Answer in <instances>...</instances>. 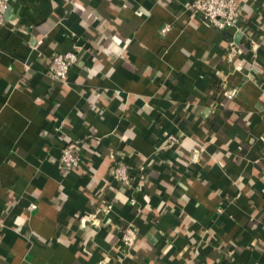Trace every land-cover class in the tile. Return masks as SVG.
Instances as JSON below:
<instances>
[{
	"label": "crops",
	"instance_id": "0c3cea01",
	"mask_svg": "<svg viewBox=\"0 0 264 264\" xmlns=\"http://www.w3.org/2000/svg\"><path fill=\"white\" fill-rule=\"evenodd\" d=\"M193 1L9 0L0 264H264V0H239L227 31ZM72 51L55 81L52 56ZM70 141L83 163L63 176Z\"/></svg>",
	"mask_w": 264,
	"mask_h": 264
},
{
	"label": "built area",
	"instance_id": "2783aa9c",
	"mask_svg": "<svg viewBox=\"0 0 264 264\" xmlns=\"http://www.w3.org/2000/svg\"><path fill=\"white\" fill-rule=\"evenodd\" d=\"M197 15L214 28L220 31L238 29L239 20L242 13V4L239 0H194L190 6ZM9 9V0H0V28L6 25V14ZM170 30L169 26L161 29L162 34ZM236 45L230 43V55L235 52ZM78 52L54 54L49 65L51 77L58 82H67L68 74L72 66L78 63ZM238 94L236 89H225L224 96L229 99H235ZM172 144L177 142L176 138H171ZM82 142L70 141L64 146L58 158V168L63 176H67L74 169L82 166ZM112 178L121 185L122 188H129L131 185L130 168L123 162H116L111 171ZM131 205H136V201L131 198ZM35 204L30 205L32 211ZM86 218L82 223H86ZM137 239V231L134 227L129 226L121 235V242L126 248H133Z\"/></svg>",
	"mask_w": 264,
	"mask_h": 264
},
{
	"label": "water",
	"instance_id": "95a60500",
	"mask_svg": "<svg viewBox=\"0 0 264 264\" xmlns=\"http://www.w3.org/2000/svg\"><path fill=\"white\" fill-rule=\"evenodd\" d=\"M240 37V36H239ZM238 39V38H237Z\"/></svg>",
	"mask_w": 264,
	"mask_h": 264
}]
</instances>
